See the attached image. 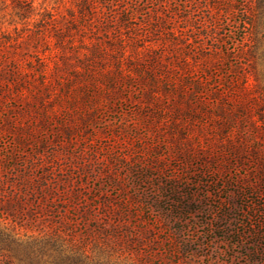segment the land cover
<instances>
[{
    "label": "rangeland",
    "instance_id": "374dc122",
    "mask_svg": "<svg viewBox=\"0 0 264 264\" xmlns=\"http://www.w3.org/2000/svg\"><path fill=\"white\" fill-rule=\"evenodd\" d=\"M114 1L82 16L78 0H0V264H264V129L234 122L220 136L218 103L196 98L192 109L177 107L189 114L176 121L172 95L152 90L148 105L135 82L109 88L96 75L94 84H66L91 43L114 37L101 16ZM157 1L123 0L139 9L131 27L141 29L125 32L126 49L156 38L147 12ZM164 1L158 15L176 11L175 28L214 12L209 0ZM247 3L220 1L239 11L237 21ZM220 15L211 36L191 35L201 51L228 53L229 70L246 30L232 35ZM241 142L239 162L230 145Z\"/></svg>",
    "mask_w": 264,
    "mask_h": 264
},
{
    "label": "trees",
    "instance_id": "16d2710c",
    "mask_svg": "<svg viewBox=\"0 0 264 264\" xmlns=\"http://www.w3.org/2000/svg\"><path fill=\"white\" fill-rule=\"evenodd\" d=\"M220 1L209 0L214 12L209 11L208 16L203 15L197 26H187L189 23L183 17L181 22L185 26L175 28L178 13L170 10L174 13L169 16L158 15L160 9L167 6L164 0H158L157 6L147 12V16L153 17L152 24L149 23L153 28L150 33L156 38L142 49L136 46L126 49L124 43L126 37L128 38L125 32L131 29L138 31L135 34L137 35L141 31L138 27H131L133 15L139 9H128L123 5V0L114 1L105 14L101 13L102 17L106 16L107 23L114 26V37L91 43L83 67L74 70L66 84L74 80L94 84L98 81L96 75L109 88L135 82L147 89L143 97L148 105L152 104L154 94H157L152 90L160 89L163 92L161 96L172 95L174 102L171 114L174 117L172 119L176 121L189 114V110H180L177 107L185 105L192 109V99H198L201 106L209 104L210 101L217 102L219 106L214 115L223 123L216 124L214 128L220 136H228L234 122L244 121H248L249 127L259 133L264 129V0H248L245 8L240 11L242 16L238 21L235 17L239 11L233 5L222 8ZM99 4L100 0H78L79 13L84 16L85 11L92 16ZM221 12L227 13L231 18L234 25V30L230 31L232 35L241 28L246 30L247 48L234 55L239 62L230 66L229 70L223 69V61L230 58L228 53L225 54L216 47L201 51L200 39L191 35L193 28L200 30L197 36L200 32L204 34V38L211 36L219 27ZM215 39L220 42L217 34ZM216 79L219 83L212 87L210 82ZM23 83L24 81L17 77L13 80V85L17 87H21ZM82 86L85 87L83 84ZM187 91L190 93H186ZM111 96H116V93ZM32 98L38 101L40 97L34 94ZM226 101L231 104L228 108L224 105ZM197 113L209 114L202 110ZM27 137L33 138V135L28 134ZM16 142L26 145L28 141L26 136L20 133ZM230 150L239 162L244 160L243 154H247L242 142L231 144ZM248 155H255L254 150ZM258 173L264 181L262 164L258 165Z\"/></svg>",
    "mask_w": 264,
    "mask_h": 264
}]
</instances>
